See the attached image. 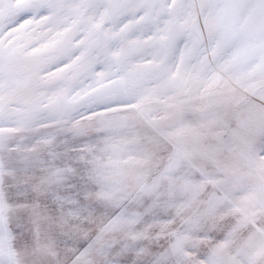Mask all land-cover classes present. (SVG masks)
<instances>
[{
    "label": "snow or ice",
    "instance_id": "snow-or-ice-1",
    "mask_svg": "<svg viewBox=\"0 0 264 264\" xmlns=\"http://www.w3.org/2000/svg\"><path fill=\"white\" fill-rule=\"evenodd\" d=\"M0 264H264V0H0Z\"/></svg>",
    "mask_w": 264,
    "mask_h": 264
}]
</instances>
